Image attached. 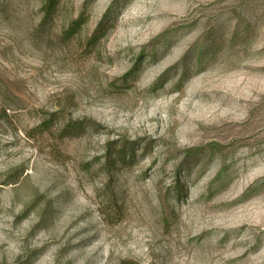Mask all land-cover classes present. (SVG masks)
<instances>
[{
    "label": "rangeland",
    "instance_id": "374dc122",
    "mask_svg": "<svg viewBox=\"0 0 264 264\" xmlns=\"http://www.w3.org/2000/svg\"><path fill=\"white\" fill-rule=\"evenodd\" d=\"M0 264H264V0H0Z\"/></svg>",
    "mask_w": 264,
    "mask_h": 264
}]
</instances>
